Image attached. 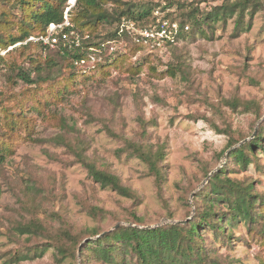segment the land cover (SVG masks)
<instances>
[{
  "label": "rangeland",
  "instance_id": "rangeland-1",
  "mask_svg": "<svg viewBox=\"0 0 264 264\" xmlns=\"http://www.w3.org/2000/svg\"><path fill=\"white\" fill-rule=\"evenodd\" d=\"M131 1H150L160 6L166 3L165 0ZM222 2L205 0L201 6L210 10ZM105 8L111 10L114 4L108 3ZM164 14L157 8L152 14L154 23L162 21ZM233 27V20L229 19L225 27L220 24L212 35H207L210 39L197 34L170 47H162L163 44L155 49L142 47L129 58L130 64L148 59L140 73L132 75L115 69L107 79L95 73L93 79L76 82L71 90L59 96L60 101L46 105L41 114L35 110L26 112L34 117L33 133L29 137L33 141L23 139L24 131L15 133L18 136L13 152L0 169V264H7L10 253L27 243L25 236L12 231V223L28 221L32 216L53 220L54 227H59L63 220L77 227L106 232L117 224L148 227L165 221L186 223L195 215L191 196L201 189L206 179L202 166L214 171L224 165L228 156L225 157L228 150L220 156L227 137L215 128L223 129L227 124L249 139L256 135L264 117V7L252 16L249 29L236 37L232 35ZM79 37L82 41L86 39L80 34ZM25 44L26 41L0 51L5 59L0 61V94L3 95L0 98L7 101L4 96L14 95L8 102H2L3 105L19 102L27 93L21 88V81L14 83L10 78L13 64L27 66L26 60L34 53L32 48L19 49ZM103 46L107 51L102 55L99 50H91L93 55H90L87 70L93 69L99 58L105 62L115 51L122 54L127 51L121 39L116 42L106 39ZM39 54L45 58L47 52L41 50ZM94 54L100 57L97 59ZM183 59L189 68L185 77L177 74L175 78H156L148 67L149 63L162 72L167 63H181ZM33 93V89H28V96ZM233 97L258 102L262 118L231 113L222 102ZM40 99L45 100V97L41 95ZM214 105L222 109V115L214 112ZM47 113L62 116L71 127L70 132L51 125L53 121ZM59 135L73 143L79 141L85 146V157L116 175L139 199L133 201L100 188L70 150L52 141ZM125 140L147 143L154 149L164 148L165 181L161 192L138 159L116 155ZM256 154L264 164V158ZM230 177L250 181L257 192H264V174L253 165L246 171H235ZM160 195L172 212V220L166 217L168 209ZM181 195L187 198L189 209L181 203ZM28 202L38 206L36 211L26 209ZM86 210L92 211L93 217ZM188 211L189 217L185 219ZM204 237L213 244L218 264H261L260 259L264 257L259 245L249 241L241 223L234 228L229 245L212 241L210 233H205ZM19 264L55 262L52 251L48 250L40 259ZM62 264H80V260L68 259Z\"/></svg>",
  "mask_w": 264,
  "mask_h": 264
},
{
  "label": "trees",
  "instance_id": "trees-1",
  "mask_svg": "<svg viewBox=\"0 0 264 264\" xmlns=\"http://www.w3.org/2000/svg\"><path fill=\"white\" fill-rule=\"evenodd\" d=\"M69 0H0V51L10 46L26 41L20 45V50L32 48L34 53L24 64H13L10 76L16 83H23L26 95L19 102L12 105H3L14 95L10 94L6 100L0 98V169L5 159L13 152L18 131H24L26 141H33L29 137L33 133L34 117L26 115L32 110L42 113L46 105L60 101L59 96L71 90L79 81L93 79L98 73L102 79H107L110 72L120 69L135 75L142 71L148 59L141 62L129 63L141 46L134 43L126 35L118 36V28L122 19L138 22L140 26H154L155 17L152 16L157 8L165 13L162 20L176 22L180 32L174 41H166L162 47H170L186 38H194L197 34L210 39L218 25L225 27L227 20H233V37L249 29L251 18L264 7V0H222L220 6L206 10L201 5L205 0H165L164 6L152 2L122 1V0H76L75 4L67 11L66 16L73 30L81 36H86L82 47H71L60 40L51 48L43 45L42 41H27L30 37L39 38L47 35L50 24L60 25L64 22L65 10L69 8ZM114 4V8L107 10L105 5ZM168 11V12H167ZM248 16V19L246 17ZM150 24V25H149ZM116 25L115 28L113 26ZM184 27L187 30L184 31ZM69 31V28H64ZM105 34H101V33ZM106 39L122 40L126 45L124 54L115 51L103 62L99 55L94 56L99 60L94 63V68L87 70L91 50H99L104 54ZM47 52L41 58L39 51ZM9 54H7L8 56ZM5 59L0 56V61ZM83 61V64L80 62ZM130 64V65H129ZM129 67V68H127ZM148 67L156 78H175L177 74L185 77L188 66L184 59L182 62H169L166 70L158 72L155 67ZM49 80V81H48ZM47 84V85H44ZM28 89H33L32 96H28ZM43 95L45 100H41ZM3 97L0 94V97ZM19 96V95H18ZM11 101V100H10ZM224 107L235 114H252L257 120L263 116L261 105L255 100H243L233 97L222 102ZM214 112L222 115V109L217 105ZM53 126L63 132H70V126L65 119L56 113H47ZM220 134L227 137V143L220 152L222 156L226 150L234 147L247 135L239 130H232L225 124V128H215ZM63 144L74 155L75 160L86 170L91 180L102 189H109L117 195L137 201L134 190L124 185L113 173L84 156L85 146L79 141L73 143L63 135L52 139ZM124 146L116 155L125 154L126 158L138 159L147 169V176L154 179L157 190L161 192L165 181L162 171V162L165 157L164 148L159 146L154 149L147 143L124 141ZM258 153L264 158V119L260 122L256 135L249 141L240 144L231 150L222 167H220L193 196L195 215L184 224H164L153 229H141L132 226H119L114 230L99 232L77 227L60 220V226L54 227L53 220L32 216L30 220L13 222L12 231L18 236H25L26 244L10 253L7 264H19L42 258L48 251H52L55 264H62L68 259L80 264H218L214 256L213 244L204 237L210 233L212 241H221L229 245L234 228L239 223L243 224L249 241L257 243L259 252L264 254V192L259 193L252 182L238 180L230 177L235 171H246L253 165L260 173L264 174V164H261ZM232 165V167L230 166ZM203 178L212 170L202 166ZM181 203L189 209L185 195H181ZM160 200L165 204L166 217L170 220L173 215L166 205V200L160 195ZM27 210L36 211L37 205L25 204ZM93 217V212L86 210ZM189 217V211L185 219ZM62 219V218H60ZM134 224V223H131ZM103 234L102 236H100ZM13 235V234H12ZM11 237V233L8 234ZM97 236H100L96 238ZM96 238V239H93ZM264 264V257L260 259Z\"/></svg>",
  "mask_w": 264,
  "mask_h": 264
},
{
  "label": "built area",
  "instance_id": "built-area-1",
  "mask_svg": "<svg viewBox=\"0 0 264 264\" xmlns=\"http://www.w3.org/2000/svg\"><path fill=\"white\" fill-rule=\"evenodd\" d=\"M69 1V8L66 9L64 22L60 25L50 24L47 28V35L45 37L34 38L30 37L27 41H42L43 45H48L51 48L55 47L57 43L62 40L66 42L69 48L82 47V40L79 33L75 32L66 16L67 11L74 5ZM64 28H69V31H64ZM187 27H184V31ZM180 32V27L176 22H169L167 20L156 21L154 26L148 28L139 26L134 21L123 19L119 24L118 36L126 35L141 48L155 49L161 46L166 41H174ZM83 64V61L80 62Z\"/></svg>",
  "mask_w": 264,
  "mask_h": 264
},
{
  "label": "water",
  "instance_id": "water-1",
  "mask_svg": "<svg viewBox=\"0 0 264 264\" xmlns=\"http://www.w3.org/2000/svg\"><path fill=\"white\" fill-rule=\"evenodd\" d=\"M263 119H264V117L261 119V121H262ZM252 137H253V136H252ZM252 137H250L249 139H245V140H243L242 142H240L239 144L235 145L234 147L228 149V151H227L226 154H225V157L229 154V152H230L231 150H233L234 148L238 147L240 144H242V143H244V142L250 140ZM219 168H220V167H219ZM219 168H217V169H215L214 171H212V172L206 177V179H205L204 183L202 184L201 188H202V187L208 182V180L210 179V177H211V176H212V175H213V174H214ZM193 195H194V194H192L191 198L193 197ZM165 223H167V224H184L185 221H184V222L165 221L164 223H161V224H158V225L148 226V227H139V228H141V229H153V228L159 227L160 225L165 224ZM120 225H121V224H117V225H115L111 230H114V229L118 228ZM132 227H137V226L133 225ZM102 235H103V234H101L100 236H102ZM100 236H97L96 238H98V237H100ZM96 238H94V239H96Z\"/></svg>",
  "mask_w": 264,
  "mask_h": 264
}]
</instances>
